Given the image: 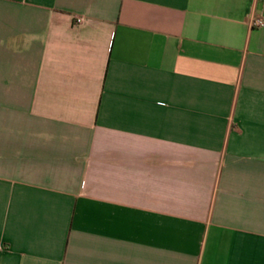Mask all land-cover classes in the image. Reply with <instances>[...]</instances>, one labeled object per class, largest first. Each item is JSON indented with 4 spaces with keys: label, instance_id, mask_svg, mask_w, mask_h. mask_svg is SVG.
<instances>
[{
    "label": "crops",
    "instance_id": "crops-1",
    "mask_svg": "<svg viewBox=\"0 0 264 264\" xmlns=\"http://www.w3.org/2000/svg\"><path fill=\"white\" fill-rule=\"evenodd\" d=\"M264 0H0V264H264Z\"/></svg>",
    "mask_w": 264,
    "mask_h": 264
},
{
    "label": "built area",
    "instance_id": "built-area-1",
    "mask_svg": "<svg viewBox=\"0 0 264 264\" xmlns=\"http://www.w3.org/2000/svg\"><path fill=\"white\" fill-rule=\"evenodd\" d=\"M251 27H261L264 26V17L251 16L249 20Z\"/></svg>",
    "mask_w": 264,
    "mask_h": 264
}]
</instances>
